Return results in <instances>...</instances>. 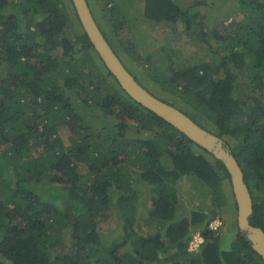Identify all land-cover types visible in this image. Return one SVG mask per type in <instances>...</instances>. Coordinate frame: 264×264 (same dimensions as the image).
Segmentation results:
<instances>
[{
	"label": "trees",
	"instance_id": "obj_1",
	"mask_svg": "<svg viewBox=\"0 0 264 264\" xmlns=\"http://www.w3.org/2000/svg\"><path fill=\"white\" fill-rule=\"evenodd\" d=\"M127 1L87 3L125 66L124 57L141 63L171 100L127 67L136 80L223 140L251 194L249 221L264 231V0H233L241 18L218 27H208L197 9L204 0H143L153 24L182 21V33L214 58L213 66L176 68L167 54L161 70L137 50L122 13ZM0 61V264H264L237 226L226 249L208 228L234 201L223 162L120 87L71 0H0ZM83 106L99 109L100 127ZM137 174L153 192L142 216L131 188ZM184 177L199 183L209 200L191 219L180 211L176 185ZM114 193L122 234L104 241L100 215ZM194 230L203 243L189 252Z\"/></svg>",
	"mask_w": 264,
	"mask_h": 264
},
{
	"label": "rangeland",
	"instance_id": "obj_2",
	"mask_svg": "<svg viewBox=\"0 0 264 264\" xmlns=\"http://www.w3.org/2000/svg\"><path fill=\"white\" fill-rule=\"evenodd\" d=\"M190 2L191 0H184ZM203 1V0H199ZM203 3L197 6L201 14L206 16L208 19V27L213 26V23L217 27L221 24L228 23L231 19H240V14L237 10L236 4H233V0H204ZM182 5H186L181 1ZM202 3V2H201ZM144 2L143 0H129L122 5V13L128 18L131 25V34L134 36V41L137 46V50L140 52L141 56L145 59V56H150L149 62L154 69L161 70L163 67L167 66V54H170L176 60V68L188 67L201 62L208 63L213 66L212 62L214 58L210 51L207 49L206 45L200 42H195L191 37L182 33L184 29V23L178 21L177 25H169L168 23L162 22L153 24L144 14ZM96 12L100 17V21L103 23V15H101L99 9L96 7ZM224 13L230 15L228 18H224ZM224 18V19H223ZM222 20V21H221ZM105 26L109 30V23L104 22ZM73 24V23H71ZM192 24H195L192 22ZM78 28V25H77ZM70 31L75 30L69 27ZM212 46L215 48L213 41ZM122 52V51H121ZM123 55V54H122ZM127 56V55H126ZM124 57V55H123ZM126 58V65L130 68L132 73L138 77V79L146 85L151 91L163 97L165 99H170L165 92H162L157 88L146 75L145 72L142 73V64L137 63ZM142 58V60H144ZM4 68V64L0 61V70ZM214 68V67H212ZM214 77L221 75L220 70H216L213 74ZM174 103L179 106L180 102L175 98ZM81 108V106H80ZM99 109L89 108L83 106L82 113H85L88 121L93 123V126L100 127L97 120ZM62 134H67L66 128L60 131ZM63 135V136H64ZM84 167L80 166L79 171H83ZM131 188L134 190L135 198L133 199V204L139 215L147 214L150 208L152 196V191L150 187L145 182L139 179V174H137L131 183ZM179 192L180 198V211L182 214L191 219L192 212L198 208L206 209L209 204V200L204 196L203 187L196 183L194 180L182 178L176 185ZM224 190L226 193L230 194L231 190L228 184H224ZM131 192V191H130ZM100 215L99 233L104 241H111L117 239L122 234V228L120 226L117 214V196L114 193L111 197L110 202L107 205V210L102 211ZM237 210L232 198L229 199V204L227 208L223 209L220 219L222 220V225L215 231L216 234H220V243L223 248H228L231 241L236 235V221Z\"/></svg>",
	"mask_w": 264,
	"mask_h": 264
},
{
	"label": "water",
	"instance_id": "obj_3",
	"mask_svg": "<svg viewBox=\"0 0 264 264\" xmlns=\"http://www.w3.org/2000/svg\"><path fill=\"white\" fill-rule=\"evenodd\" d=\"M71 2L94 50L105 67L116 78L120 87L136 102L163 118L190 140L223 162L230 175V184L237 210V227L264 261V231L249 221L253 211L252 198L244 181L243 170L235 156L224 146L221 138L201 127L185 112L163 101L141 85L105 39L87 0H71Z\"/></svg>",
	"mask_w": 264,
	"mask_h": 264
},
{
	"label": "built area",
	"instance_id": "obj_4",
	"mask_svg": "<svg viewBox=\"0 0 264 264\" xmlns=\"http://www.w3.org/2000/svg\"><path fill=\"white\" fill-rule=\"evenodd\" d=\"M221 225L222 220L220 219V217L217 216L209 222L208 228L212 231H216ZM202 243L203 237L201 235L200 230H194L190 239L188 240L187 250L189 252L197 251Z\"/></svg>",
	"mask_w": 264,
	"mask_h": 264
}]
</instances>
